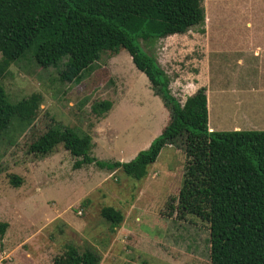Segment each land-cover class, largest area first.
<instances>
[{
    "label": "rangeland",
    "instance_id": "1",
    "mask_svg": "<svg viewBox=\"0 0 264 264\" xmlns=\"http://www.w3.org/2000/svg\"><path fill=\"white\" fill-rule=\"evenodd\" d=\"M230 5L220 12L206 11L203 26L160 40L153 48L182 104L211 71L231 67L232 57H223V47L217 45L222 29L264 26V18H233ZM222 14L225 18L214 17ZM66 70L63 82L59 70H44L26 60L12 65L1 82L13 103L33 94L41 95L42 103L26 133L14 143L9 135L0 140V222L9 224L0 237V264H64L69 244L82 251L93 247L102 256L101 264H211L205 163L199 144L194 153L167 147L142 181L95 165L76 170V159L62 146L45 159L28 153L51 129L71 128L81 137H92L95 158L129 162L149 148L171 119L149 76L124 50L104 53L89 69ZM242 84L236 85L247 91ZM103 101L114 106L99 118L93 106ZM235 109L227 106L228 117ZM223 117L218 122L213 115L212 129L230 131L233 122ZM14 175L22 179L19 188L11 184ZM189 179L204 193L197 194L199 202L196 195L191 198V207L181 195ZM105 207L124 215L116 231L101 215Z\"/></svg>",
    "mask_w": 264,
    "mask_h": 264
},
{
    "label": "trees",
    "instance_id": "2",
    "mask_svg": "<svg viewBox=\"0 0 264 264\" xmlns=\"http://www.w3.org/2000/svg\"><path fill=\"white\" fill-rule=\"evenodd\" d=\"M203 3L0 0V140L9 135L14 143L26 133L42 103L39 94L17 103L10 100L1 82L12 65L30 60L44 70L55 68L64 82L68 78L66 68L77 72L89 69L104 53L124 50L135 67L149 76L156 95L171 113L169 123L150 147L129 162L102 161L92 156L91 136L81 137L71 128L55 127L34 141L28 153L45 159L62 146L76 159V170L95 165L110 172L121 170L142 181L167 147L194 153L199 144L205 163L211 264H264V131H211L207 90L200 88L182 104L171 90V78L153 54L160 40L205 24ZM113 106L111 101L97 103L93 113L102 118ZM11 184L19 188L22 179L14 175ZM192 184L189 179L181 193L189 207L194 195L197 199L204 195L200 186ZM101 215L112 231L124 222L123 213L114 207L103 208ZM8 228L9 224L0 222L2 239ZM63 262L101 264L102 256L93 247L82 251L69 244Z\"/></svg>",
    "mask_w": 264,
    "mask_h": 264
},
{
    "label": "crops",
    "instance_id": "3",
    "mask_svg": "<svg viewBox=\"0 0 264 264\" xmlns=\"http://www.w3.org/2000/svg\"><path fill=\"white\" fill-rule=\"evenodd\" d=\"M203 5L205 14L206 11L213 13L214 9L220 12L224 6L230 5L235 13L233 18H264V0H204ZM219 34L223 36L217 39V45L223 47V57L230 55L236 61L231 59L232 65L226 71L219 69L223 66L217 67L201 81L200 88L207 90L209 123L213 121V115L218 122L225 116V120L233 122L230 131H264V26L228 27ZM222 75H228V78L223 79ZM212 83L215 84L214 90ZM241 83L247 91L243 92V86L236 85ZM227 106L237 108L229 117ZM212 127L211 131L214 130Z\"/></svg>",
    "mask_w": 264,
    "mask_h": 264
},
{
    "label": "built area",
    "instance_id": "4",
    "mask_svg": "<svg viewBox=\"0 0 264 264\" xmlns=\"http://www.w3.org/2000/svg\"><path fill=\"white\" fill-rule=\"evenodd\" d=\"M184 103H185V102H184ZM184 103H183V104H184Z\"/></svg>",
    "mask_w": 264,
    "mask_h": 264
}]
</instances>
